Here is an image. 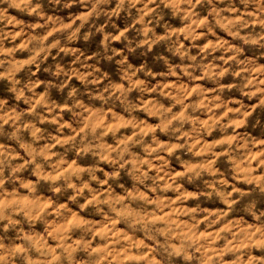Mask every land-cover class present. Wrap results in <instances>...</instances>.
<instances>
[{
    "label": "clouds",
    "instance_id": "9594fccd",
    "mask_svg": "<svg viewBox=\"0 0 264 264\" xmlns=\"http://www.w3.org/2000/svg\"><path fill=\"white\" fill-rule=\"evenodd\" d=\"M0 264H264V0H0Z\"/></svg>",
    "mask_w": 264,
    "mask_h": 264
}]
</instances>
